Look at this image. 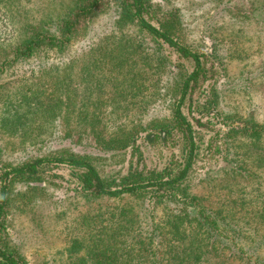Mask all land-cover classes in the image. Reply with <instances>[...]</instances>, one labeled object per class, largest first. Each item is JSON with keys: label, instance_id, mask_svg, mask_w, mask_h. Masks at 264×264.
Returning <instances> with one entry per match:
<instances>
[{"label": "rangeland", "instance_id": "obj_1", "mask_svg": "<svg viewBox=\"0 0 264 264\" xmlns=\"http://www.w3.org/2000/svg\"><path fill=\"white\" fill-rule=\"evenodd\" d=\"M104 1L105 6L85 19L84 28L64 52H39L0 72V118L5 115L9 121L15 117L13 112L21 114L27 106H33L30 96L47 103L45 95L58 91L61 85L86 100L73 111L61 108L57 117L47 111H30L15 129L0 126V172L6 164L63 150L86 154L105 178L126 174L130 163L159 168L175 157L174 151L144 146L139 138L141 155L137 161V155L130 156L127 150H103L92 137L89 127L102 131L104 126L103 131H110L114 122L128 124L130 120L145 122L167 116L174 70L190 68L188 60L172 52L157 67L155 59L161 54L150 37L133 24L117 27L116 5L113 0ZM257 1L146 0L145 17L159 26L168 15L174 20L177 40L208 55L215 71L204 84V96L214 97L215 111L264 122V4L255 8ZM71 7L72 0H0V59L8 57L31 30L53 31L58 18ZM120 44L134 48L132 54L125 51L130 59L127 68L139 76L134 86L129 79L116 78L112 71L109 51ZM166 53L164 49L162 54ZM93 60H98V65L91 64ZM91 78L100 80L102 86L90 85ZM89 94L101 102L95 110L87 99ZM204 96L196 98L199 111ZM84 110L96 111L99 116L90 122L82 118ZM183 111L211 128H223L220 116L211 111ZM191 122L200 149L184 181L187 191L200 197L205 206L230 216L247 240L253 236L260 239L257 253L264 257V165L253 167L249 161L247 174L232 171L235 164L229 168L231 151L225 153L222 141L217 143L218 149L209 147V127ZM259 151L264 155V138ZM256 155L259 158V153ZM74 170L55 162L39 167V183L44 189L39 199L22 192L20 181L14 186L6 215V236L28 264H76L81 251L68 253L66 246L71 240L84 238L87 233L93 237L97 230L107 227L119 208L132 210L127 214L133 219L131 234L139 233L149 219L157 218L163 206L172 209L171 204L154 208L149 201L127 196L85 198L75 186Z\"/></svg>", "mask_w": 264, "mask_h": 264}, {"label": "trees", "instance_id": "obj_2", "mask_svg": "<svg viewBox=\"0 0 264 264\" xmlns=\"http://www.w3.org/2000/svg\"><path fill=\"white\" fill-rule=\"evenodd\" d=\"M113 2L117 9V27L133 24L153 41L161 54L155 59L157 67L160 68L165 57L172 52L176 57L188 60L190 68L174 70L169 85L170 107L167 116L145 122L130 120L128 124L114 122L110 131L106 129L103 131L104 126L102 131L93 130V127H89V130L92 131V137L97 145L103 150H127L130 156L137 155V161L141 155L140 141L144 146L151 148L163 147L172 150L171 153L174 151L172 155L175 157L159 168H148L144 165L140 167L138 162L132 166L130 163L126 174L118 178L101 176L86 154L65 150L51 155L36 156L15 164L5 163L0 172V264H28L6 236V215L11 205L10 195L14 192L15 184L20 181L23 183L22 192L36 195L35 198L39 199L38 195L41 192L43 194L44 189L39 183L38 169L50 162L65 164L75 169L72 171L75 186L85 198L127 196L133 200L149 201L154 208L160 204L172 205V209L168 210L163 206L161 214L157 218L149 219L137 234H131L133 219L127 218V214L132 212L131 208H119L117 215L111 216L114 218L107 227L97 230L93 237L87 233L84 238L71 240L66 246L65 250L68 253L81 251L76 256L78 259L76 264H208L209 261L210 264H223L227 261L232 264H264V257L257 253L261 240L253 235L247 240L241 227L236 226L230 216L202 204L200 197L187 191L184 184L200 149L191 121L205 128L209 126L203 124L198 117L186 116L183 109L185 108L187 112L199 111L196 108L198 105L196 98L205 94L204 84L215 71L213 63L205 53L192 50L177 40L174 20L168 15L159 22V26L150 23L145 17L148 9L146 0ZM254 4L255 8H260L264 1L259 0ZM104 6V0H72V7L58 18L53 31L31 30L11 50L8 57L1 58L0 72L15 61L26 60L39 52H64L80 29L84 28L85 19L97 14ZM164 49L168 52L166 55L162 54ZM125 51L132 54L134 48L132 45L120 44L118 49L113 48L109 51L108 58L115 77L129 79L130 85L134 86L139 76L136 75L137 72L127 68L130 59ZM96 62L98 65V60H93L91 64ZM93 80L95 79H90V85L102 86L100 80ZM60 87L58 91L53 90L45 95L47 103L43 98L30 96L33 106H27L29 102L24 101L27 107L22 115L15 111L13 112L15 117L10 121L3 115L0 118V126L13 130L19 120L26 118V113L30 111L32 113L47 111L52 117H57L61 113V108L73 111L86 101L76 96L66 86ZM87 99H91L94 110L97 103H101L90 94ZM214 104V97L204 96L199 111L218 114L219 123L223 126L222 129L209 127L211 132L206 140L207 145L218 149L217 143L221 144L222 141L225 153L230 150L234 156V158L229 156V161L232 162L229 163V168L235 164L232 171L238 174H247L250 163L253 167L264 165L262 164L264 155L259 151L264 138V122L230 112L219 113L215 111ZM18 108H21V104H18ZM84 111L82 118L90 122H94L99 116L96 111L91 113ZM258 153L259 158L256 155Z\"/></svg>", "mask_w": 264, "mask_h": 264}]
</instances>
